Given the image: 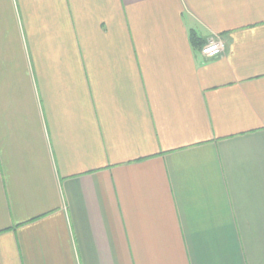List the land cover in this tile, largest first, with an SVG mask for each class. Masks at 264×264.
<instances>
[{"label":"crops","instance_id":"crops-1","mask_svg":"<svg viewBox=\"0 0 264 264\" xmlns=\"http://www.w3.org/2000/svg\"><path fill=\"white\" fill-rule=\"evenodd\" d=\"M0 264H264V0H0Z\"/></svg>","mask_w":264,"mask_h":264},{"label":"built area","instance_id":"built-area-1","mask_svg":"<svg viewBox=\"0 0 264 264\" xmlns=\"http://www.w3.org/2000/svg\"><path fill=\"white\" fill-rule=\"evenodd\" d=\"M223 44L217 40H211L203 44L199 50V54L203 58H213L222 53Z\"/></svg>","mask_w":264,"mask_h":264}]
</instances>
